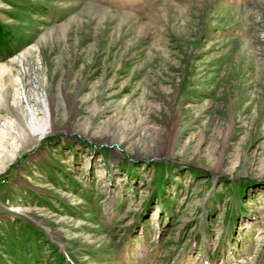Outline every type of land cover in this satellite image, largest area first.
Listing matches in <instances>:
<instances>
[{
  "label": "rangeland",
  "instance_id": "obj_1",
  "mask_svg": "<svg viewBox=\"0 0 264 264\" xmlns=\"http://www.w3.org/2000/svg\"><path fill=\"white\" fill-rule=\"evenodd\" d=\"M0 36V264H264V0H0Z\"/></svg>",
  "mask_w": 264,
  "mask_h": 264
},
{
  "label": "bare ground",
  "instance_id": "obj_2",
  "mask_svg": "<svg viewBox=\"0 0 264 264\" xmlns=\"http://www.w3.org/2000/svg\"><path fill=\"white\" fill-rule=\"evenodd\" d=\"M45 104V114L47 117V122L45 124H41L37 117L36 114L34 112V110L32 108L29 109V113L31 116V120H30V124H29V129L33 134H39L41 136H43L47 130V128L49 127V125L51 124V112L46 104V102L44 101Z\"/></svg>",
  "mask_w": 264,
  "mask_h": 264
},
{
  "label": "trees",
  "instance_id": "obj_3",
  "mask_svg": "<svg viewBox=\"0 0 264 264\" xmlns=\"http://www.w3.org/2000/svg\"><path fill=\"white\" fill-rule=\"evenodd\" d=\"M0 39H1V36H0Z\"/></svg>",
  "mask_w": 264,
  "mask_h": 264
}]
</instances>
